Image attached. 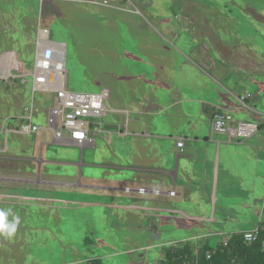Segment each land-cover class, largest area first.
<instances>
[{"label": "rangeland", "instance_id": "374dc122", "mask_svg": "<svg viewBox=\"0 0 264 264\" xmlns=\"http://www.w3.org/2000/svg\"><path fill=\"white\" fill-rule=\"evenodd\" d=\"M121 1V4L117 5L118 10L102 5L81 7L79 4H64L66 8L81 7L80 11L77 9L79 13L95 15H91L93 18L82 24L83 32L79 35V40H76L77 31L72 29V21L60 19L54 8L56 3L33 0L39 26L36 39L39 33L42 43L39 48L35 44L32 45L25 36L22 16L27 13L24 10L26 3L21 0L14 1L25 13H14L17 27L11 29L6 19L12 16L13 6L9 7V4L0 1V155L40 158V151L43 150L44 157L79 162L81 151L76 147L42 145V142L52 140L50 131L22 134L21 124L25 121L16 117L26 115L29 118L32 111L33 123L47 127V115L50 109L54 108L52 89L57 86L63 89L64 85V88L71 92L92 94H98L100 89L106 86L121 93V85L116 80H120L123 71L120 61L123 65L129 62H133L134 66L138 65L130 70L144 72L147 80H151L154 69L148 62H139L138 59H141L142 55L135 50V32L143 31L151 38H156L157 31L167 34L166 29H172L177 33L178 42L170 37L168 39L175 43L184 42L185 38L189 37L196 42L199 37L207 38L206 42L211 46L214 36L235 47L240 44L248 47L252 45L253 49L264 56V0ZM26 15L30 17L29 14ZM204 32L209 34L208 37L201 36ZM120 46L128 49L122 58V52L111 50ZM44 50L47 51L42 53ZM42 59L43 69L40 73L37 71L41 66H37ZM228 71L230 75L235 73L232 67ZM38 74L44 78L43 81H40ZM240 75L242 76L241 73ZM201 77L208 80L204 73L186 76L188 83L193 81L199 84ZM254 85L247 84L246 89L255 93ZM260 86L263 87V84ZM259 96L264 104L262 93ZM79 115L92 122L100 117L94 115L93 111H79ZM3 121L6 122L4 126L9 128L7 133L1 132ZM64 135L68 136V132L65 131ZM115 145L123 156L130 158L132 151L128 144ZM86 153L85 150L82 163L88 159ZM244 154L251 157V165L238 154L233 155L231 159L233 158L237 164L236 169L238 168L245 177V174H250L252 164L264 160V152H260L258 156L245 146ZM164 156L173 160L168 151ZM5 163L14 168L5 169ZM46 167L53 174L52 179L63 184L51 186L42 183L46 180ZM197 167L199 168V165ZM89 174L91 169L70 163L47 165L32 161L0 159V175L14 178L24 176L39 181L27 183L0 180V208L11 209L12 213L20 218L17 232L11 239L0 237V264H88L90 259H100L101 264L160 263L165 254L162 257L158 248L150 247L152 236L146 239L142 228L128 227L121 222L116 221L113 225V222L107 219L109 213L104 203L96 202H103L104 197L96 199L91 190L66 185L77 179V182L80 180L84 184L85 177ZM92 174H97V171ZM258 182L252 197H247L242 192L241 195L232 196L219 194L220 196L214 198L206 195L204 190L201 191L200 198L205 203H210L213 198L224 205L220 207L219 203L215 202L210 204L207 213H202L204 220L197 221L187 217L195 216L191 209L197 206L193 203L175 205L182 212H162L164 222L161 223L163 236L160 241H171L166 249L186 245L200 247L204 242L215 244L216 240L227 241L229 236L224 233L251 230L259 222L261 205L264 204V181ZM252 184L250 177L243 182L242 189H248L251 193ZM229 185L236 186L235 182H230ZM231 189L238 192L242 190L234 187ZM247 199L249 209L234 205L244 203ZM252 199L257 204L255 210ZM172 201L175 204L181 203L176 202V199ZM220 208H223V211H219ZM120 214L123 215V212ZM8 219L11 220L12 217L9 216ZM130 248L135 250L128 252Z\"/></svg>", "mask_w": 264, "mask_h": 264}, {"label": "crops", "instance_id": "0c3cea01", "mask_svg": "<svg viewBox=\"0 0 264 264\" xmlns=\"http://www.w3.org/2000/svg\"><path fill=\"white\" fill-rule=\"evenodd\" d=\"M0 1L9 4V7L13 6L12 16L6 19L11 29L17 27L14 13L27 11L26 14H29L31 18L26 14L22 16L25 36L32 45H37V48L41 47L39 33L38 39H36L39 26L33 0H21L26 3L25 11L22 7L16 6L17 3H14L16 0ZM40 1L56 3L54 8L60 19L72 21V29L77 31L76 40H79V35L83 32L82 24L84 25L86 20L95 16L94 14H91L92 17L88 13H79L77 9L80 11V8L85 5H102V7L108 6L118 10L117 5L122 2L121 0H111L112 2L109 0ZM104 1L107 3L104 4ZM66 3L79 4L81 7L66 8L64 5ZM107 22H110L109 17ZM166 33L162 34L157 31L156 38H151L143 31L134 33L135 50L142 55L138 60L140 63L148 62L152 66L154 69L151 73L152 79L147 80L144 72L131 71L130 69L133 67H138V65L134 66L133 62L123 65V62L120 61L123 71H121L120 80H116L121 85V93L106 86L100 89L98 94L103 96V111L98 120L90 121L93 123L92 125L101 123V126L100 129L91 127L88 131L87 141L76 145L56 141L51 128V111L47 115V127L33 123L32 111L29 118L26 115L16 117L24 120V123L31 122L41 127L40 131L31 134H38L45 130L50 131L52 140L42 142V145L76 147L81 151L79 162L76 160L64 161L51 156L44 157L43 150L40 151V158L0 155V159L11 161H32L47 165L70 163L73 166H84L91 169V174L85 177L84 184L80 182L79 174V182L77 179V181L66 185H70L72 188L83 187L91 190L92 196L96 199L104 197L103 202L101 200L96 202L104 203L106 211L109 213L107 219L112 221L113 225L117 221L128 227L142 228L146 239L152 236L150 247L158 248L162 252L160 253L162 257L166 252V246L171 244V241H160L163 236L161 223L164 222L162 212H182L175 205L193 203L194 206H197L191 209L195 216L187 215V217L197 221L204 220L205 217L202 213H207L210 204L219 202L212 198L210 203H205L200 198L201 191L204 190L206 195L214 198L220 195H241L242 192L247 197H252L255 195L258 181H264V171H262L264 170V160H258L256 164H252L251 175L245 174L244 177V174L238 168L236 169L237 164L233 158L231 159L233 155L238 154L251 165L252 159L244 154V147H249L258 156L260 152H264V104L261 102L262 97L259 96L261 93L264 96V56L253 49L252 45L248 47V45L240 44L239 47H235L214 36V41L211 40L213 47L206 42L207 38L199 39V37L196 38L198 39L197 43L189 37L178 44L172 41L178 42L175 31L166 29ZM208 35L205 32L201 34L204 37H208ZM168 37L172 40H169ZM77 44L80 43L77 42ZM64 45L66 46L65 43ZM125 48L120 46V48L113 47L111 50L122 52V58L125 56L123 53L128 51ZM65 50L67 51V49ZM45 51L47 50L42 53ZM42 61L43 59L37 68L42 65ZM230 67L235 69L233 75H230L228 71ZM46 68L52 69V67ZM42 69L41 66L37 72L41 73ZM198 73H204L208 80L201 77L200 84L193 81L188 83L189 79L186 76ZM38 75L40 81H43L44 78L42 79L40 74ZM261 79L262 81H259ZM46 84L48 85L47 82ZM247 84H255L254 88L257 91L255 90L253 93L251 90H247ZM262 84L263 87L260 86ZM57 87L52 89L54 106L56 90L61 89V86ZM248 94L253 97L248 98ZM243 97L247 98L243 100ZM105 104H107L106 107ZM217 112H227L233 117L230 130L227 133H216L212 129L213 116ZM4 124H6L5 121L2 122L1 132L7 133L9 128H6ZM180 141L183 142V146H178ZM115 143L128 144L132 151L130 158L123 156L117 150ZM85 150L88 159L83 160L84 163H82L81 159L82 156H85ZM166 151L169 155L171 153L173 160H168L164 156ZM168 162L173 165L170 166ZM9 167L12 166L7 164L5 169ZM94 171H97V174H92ZM44 175L46 177V180L42 182L44 184L51 186L63 184L52 179L53 174L47 167ZM250 177L253 180L251 193L248 189H242L243 182ZM0 180L39 182L24 176L14 178L6 175H0ZM230 182H235L236 186L229 185ZM140 187L160 189L164 193L161 195H156L153 192L141 194L137 192ZM232 187L243 191H234L231 189ZM126 188H130L131 191H127ZM170 190H175V196L167 194ZM172 199L181 203L175 204ZM248 202L249 199L244 203L234 205L249 209ZM251 203L257 205L253 199ZM219 206L223 207L224 205L221 202ZM255 206L253 210L257 208ZM261 207V214L258 216L260 220L251 229L257 227L263 218L264 204ZM220 210L223 211V208ZM121 212L123 215L120 214ZM229 234L224 233V235ZM221 241L216 240L215 243ZM193 242L196 244L195 241ZM134 250L135 248H130L128 252Z\"/></svg>", "mask_w": 264, "mask_h": 264}, {"label": "built area", "instance_id": "2783aa9c", "mask_svg": "<svg viewBox=\"0 0 264 264\" xmlns=\"http://www.w3.org/2000/svg\"><path fill=\"white\" fill-rule=\"evenodd\" d=\"M106 3L107 1H104V4ZM247 97L251 98L253 95L248 94ZM247 97H243V100ZM79 111H93L94 115L101 116L103 111V96L100 94L71 92L64 87L63 89L56 90L55 106L51 110V128L56 141L70 145L87 141L88 131L91 129L93 123L90 120L82 118L79 115ZM232 119V115L227 112L215 113L212 120L213 131L216 133H227L230 130ZM94 125L95 129H100L101 123H95ZM40 130L41 127L31 122L24 123L21 126V131L24 134H31ZM65 131L68 132V136L64 135ZM178 146H183V142L180 141ZM126 190L131 191L130 188H126ZM137 191L141 194L153 192L156 195H161L164 193L160 189H148L144 187H140ZM167 194L175 196L176 192L175 190H170ZM257 235L258 228H255L246 231L244 233V239L247 242H251L256 239ZM227 241L223 242L226 244Z\"/></svg>", "mask_w": 264, "mask_h": 264}, {"label": "trees", "instance_id": "16d2710c", "mask_svg": "<svg viewBox=\"0 0 264 264\" xmlns=\"http://www.w3.org/2000/svg\"><path fill=\"white\" fill-rule=\"evenodd\" d=\"M262 217L255 227L258 235L254 241L244 239L246 231H234L229 234L226 244L223 241L215 244L205 242L200 247L192 244L167 248L159 264H264V207ZM88 264H101V260L90 259Z\"/></svg>", "mask_w": 264, "mask_h": 264}, {"label": "clouds", "instance_id": "9594fccd", "mask_svg": "<svg viewBox=\"0 0 264 264\" xmlns=\"http://www.w3.org/2000/svg\"><path fill=\"white\" fill-rule=\"evenodd\" d=\"M9 216L12 217L9 220ZM20 218L14 215L11 209L0 208V237L11 239L17 232Z\"/></svg>", "mask_w": 264, "mask_h": 264}]
</instances>
